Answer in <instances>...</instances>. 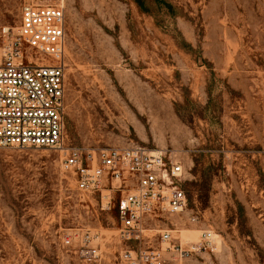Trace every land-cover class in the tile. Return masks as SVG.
<instances>
[{"label":"rangeland","instance_id":"rangeland-1","mask_svg":"<svg viewBox=\"0 0 264 264\" xmlns=\"http://www.w3.org/2000/svg\"><path fill=\"white\" fill-rule=\"evenodd\" d=\"M145 1L150 12L135 0H0V45L24 5H63L68 144L140 145L182 162L188 206L164 228L184 248L211 229L216 246L176 264H264V0H167L175 17ZM61 160L0 147V264H94L64 246L74 232L101 246L99 264H118L116 209L82 195Z\"/></svg>","mask_w":264,"mask_h":264},{"label":"built area","instance_id":"built-area-1","mask_svg":"<svg viewBox=\"0 0 264 264\" xmlns=\"http://www.w3.org/2000/svg\"><path fill=\"white\" fill-rule=\"evenodd\" d=\"M1 35L0 147L60 152L62 168L73 175L78 191L103 210L116 209L126 243L118 264H176L177 255L187 260L212 251L216 234L211 229L202 230L198 242L184 248L175 234L179 230L164 228L165 219L180 217L188 206L181 161L165 150L140 145L83 149L68 144L65 7L26 4L17 31L5 29ZM154 230L156 239L144 233ZM92 241L88 232L63 237L64 246L75 245L79 258L99 264L102 248Z\"/></svg>","mask_w":264,"mask_h":264},{"label":"trees","instance_id":"trees-1","mask_svg":"<svg viewBox=\"0 0 264 264\" xmlns=\"http://www.w3.org/2000/svg\"><path fill=\"white\" fill-rule=\"evenodd\" d=\"M135 2L137 3V5L139 6V8L143 11V12H150L151 8L149 7V5H147L145 0H135ZM154 2L161 8H165L167 10V12L169 13V15H171L172 17H175L177 15V8L175 7V5L167 0H154Z\"/></svg>","mask_w":264,"mask_h":264},{"label":"bare ground","instance_id":"bare-ground-1","mask_svg":"<svg viewBox=\"0 0 264 264\" xmlns=\"http://www.w3.org/2000/svg\"><path fill=\"white\" fill-rule=\"evenodd\" d=\"M199 232L197 230H193L187 234L188 241H195L198 238Z\"/></svg>","mask_w":264,"mask_h":264}]
</instances>
